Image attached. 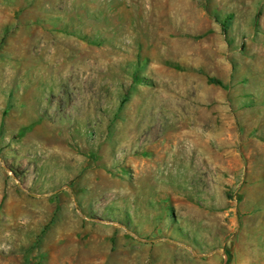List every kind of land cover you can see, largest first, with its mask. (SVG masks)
Listing matches in <instances>:
<instances>
[{
  "label": "rangeland",
  "instance_id": "1",
  "mask_svg": "<svg viewBox=\"0 0 264 264\" xmlns=\"http://www.w3.org/2000/svg\"><path fill=\"white\" fill-rule=\"evenodd\" d=\"M0 264H264V0H0Z\"/></svg>",
  "mask_w": 264,
  "mask_h": 264
},
{
  "label": "bare ground",
  "instance_id": "2",
  "mask_svg": "<svg viewBox=\"0 0 264 264\" xmlns=\"http://www.w3.org/2000/svg\"><path fill=\"white\" fill-rule=\"evenodd\" d=\"M178 144L181 146H188V148H184V149H180L183 152L186 153H192L194 155V166L197 165V163L199 162L197 157H198V152H194V150L192 149V147H194L195 142H192L191 140H189L188 138H182L179 140ZM189 145H191V148L189 147ZM6 236H3L2 239H5Z\"/></svg>",
  "mask_w": 264,
  "mask_h": 264
},
{
  "label": "trees",
  "instance_id": "3",
  "mask_svg": "<svg viewBox=\"0 0 264 264\" xmlns=\"http://www.w3.org/2000/svg\"><path fill=\"white\" fill-rule=\"evenodd\" d=\"M208 82L212 83V84H215V85H220V82L215 80V79H209Z\"/></svg>",
  "mask_w": 264,
  "mask_h": 264
}]
</instances>
